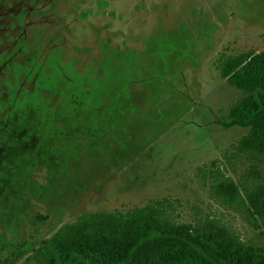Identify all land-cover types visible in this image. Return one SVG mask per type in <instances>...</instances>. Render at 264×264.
Listing matches in <instances>:
<instances>
[{"label":"rangeland","instance_id":"1","mask_svg":"<svg viewBox=\"0 0 264 264\" xmlns=\"http://www.w3.org/2000/svg\"><path fill=\"white\" fill-rule=\"evenodd\" d=\"M247 50L264 51V0H0V243L36 215L32 253L87 211L209 202L197 167L248 128L222 119L242 93L215 66Z\"/></svg>","mask_w":264,"mask_h":264},{"label":"trees","instance_id":"2","mask_svg":"<svg viewBox=\"0 0 264 264\" xmlns=\"http://www.w3.org/2000/svg\"><path fill=\"white\" fill-rule=\"evenodd\" d=\"M215 67L242 93L220 112L222 119L248 128L220 157L197 167L209 202L185 211L179 200L160 197L125 209L87 211L55 228L32 253L45 220L36 215L34 232L15 248L1 241L0 264H264V246L243 241L222 220L240 215L264 236V51L221 53Z\"/></svg>","mask_w":264,"mask_h":264}]
</instances>
